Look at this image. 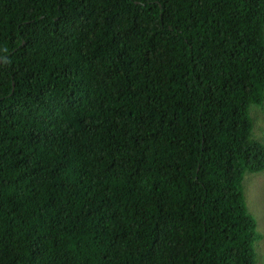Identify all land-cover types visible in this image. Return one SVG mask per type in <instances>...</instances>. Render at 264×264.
<instances>
[{
    "label": "trees",
    "instance_id": "trees-1",
    "mask_svg": "<svg viewBox=\"0 0 264 264\" xmlns=\"http://www.w3.org/2000/svg\"><path fill=\"white\" fill-rule=\"evenodd\" d=\"M264 0H0V264H256Z\"/></svg>",
    "mask_w": 264,
    "mask_h": 264
},
{
    "label": "rangeland",
    "instance_id": "rangeland-1",
    "mask_svg": "<svg viewBox=\"0 0 264 264\" xmlns=\"http://www.w3.org/2000/svg\"><path fill=\"white\" fill-rule=\"evenodd\" d=\"M250 114L254 121V136L264 143V103L253 104ZM243 184L248 208L257 220L260 234L255 243L256 264H264V169L259 172H246Z\"/></svg>",
    "mask_w": 264,
    "mask_h": 264
}]
</instances>
